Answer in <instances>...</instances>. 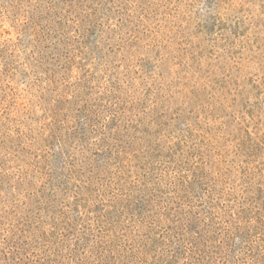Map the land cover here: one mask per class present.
Masks as SVG:
<instances>
[{"label":"trees","instance_id":"obj_1","mask_svg":"<svg viewBox=\"0 0 264 264\" xmlns=\"http://www.w3.org/2000/svg\"><path fill=\"white\" fill-rule=\"evenodd\" d=\"M5 1L16 6V37L0 44V62L11 59L2 75L11 76L31 38L36 51L24 64L44 70L46 109L23 183L39 186V198L24 219L17 213L7 224L0 216V264H264V66L249 58L242 38L233 43L221 33L203 64L189 57L208 77L229 67L215 92L181 90L187 100L204 95L203 119L224 139L238 132L221 148L199 120L160 113L171 96L155 99L156 81L141 84L138 97L135 61L123 79L93 85L89 40L110 29L114 6L118 17L131 16L122 0ZM246 62L260 72L233 81Z\"/></svg>","mask_w":264,"mask_h":264},{"label":"rangeland","instance_id":"obj_2","mask_svg":"<svg viewBox=\"0 0 264 264\" xmlns=\"http://www.w3.org/2000/svg\"><path fill=\"white\" fill-rule=\"evenodd\" d=\"M121 3L132 8L131 16L118 17L115 12L117 7L114 6L109 16L110 29L102 34L96 31L89 40L87 53L90 72L87 75H96L93 85L99 83L104 86L112 77V80L116 77L123 79L128 65L135 61L132 76L138 72L141 79L138 78L136 85L134 82L132 84L134 88H139L140 99H143L144 93L141 84L151 85L156 81L152 87L155 99L168 94L171 96L167 102V99L161 100L160 113L168 108L169 118L179 111L182 121L199 120L203 123L204 137L208 139L207 132L211 136L216 135L218 146L226 147V140L229 137L232 139L238 132L232 128V135L227 134L229 137L224 139V134L219 133L210 120L203 119L200 108L205 104L200 101L204 95L198 99L192 96L187 100L181 90L187 85L195 92L205 89L215 92L218 87L216 79L221 80L229 67L216 66L208 77L203 70L200 72V64H194L189 57L195 56L203 64L212 53L214 43L219 42L221 33H227L230 42L235 43V40L242 38L243 46L251 51L247 52L249 58L254 54V61L264 66V0H122ZM215 3H220L221 7L217 8ZM147 5L151 6L152 11L145 13ZM209 7H213V10ZM15 8L7 1L0 0V44H7L16 37L11 23ZM209 11L211 17L204 18L203 15ZM30 40L29 37L23 39L21 55L12 61L14 70L9 73L10 77L2 73L4 62L11 59L5 57L0 62V216L9 219L7 224H13L11 215L17 213L19 219H24L39 198V186L30 188L23 185L24 179L34 168V156L44 133L46 109L39 86L44 70L33 69L30 62L27 66L24 64L36 51L34 45L29 46ZM247 62L243 72L232 71L233 81L241 77L247 80L260 72L262 66ZM55 63L47 60L46 67L52 69ZM200 73L203 79L198 81ZM195 84L197 86L194 87ZM158 89H161L160 92ZM146 106H150V103ZM240 108L242 103L238 105Z\"/></svg>","mask_w":264,"mask_h":264}]
</instances>
